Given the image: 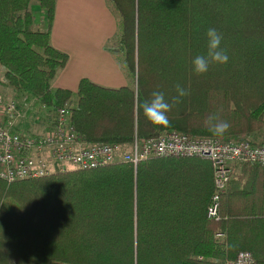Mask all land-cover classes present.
I'll use <instances>...</instances> for the list:
<instances>
[{
    "label": "trees",
    "instance_id": "obj_1",
    "mask_svg": "<svg viewBox=\"0 0 264 264\" xmlns=\"http://www.w3.org/2000/svg\"><path fill=\"white\" fill-rule=\"evenodd\" d=\"M35 1L43 20L31 0H0L1 83L34 96L45 123L64 107L75 136L92 143L170 130L233 140L263 125L264 0H110L118 30L106 48L132 80L115 88L83 76L74 91L50 86L68 53L49 40L56 0ZM209 28L228 61L196 74ZM177 84L188 91L178 103ZM154 91L172 105L166 126L143 113ZM209 116L228 122L223 136L209 131ZM211 164L201 155H150L134 165L0 178V264H225L239 250L264 264V166H238L217 216L207 218Z\"/></svg>",
    "mask_w": 264,
    "mask_h": 264
},
{
    "label": "built area",
    "instance_id": "obj_2",
    "mask_svg": "<svg viewBox=\"0 0 264 264\" xmlns=\"http://www.w3.org/2000/svg\"><path fill=\"white\" fill-rule=\"evenodd\" d=\"M35 100L28 94H22L18 99L5 97L0 92V178L7 181L45 176L65 169L97 168L121 161L134 165L150 155H201L212 163L215 191L206 214L211 218L218 214L219 193L226 188L238 166L246 163L264 166V140L255 141L248 136L229 140L170 130L145 139L134 134L131 142L82 141L75 136L70 115L64 107H58L52 113L51 122L45 123L42 131L29 132L28 128L21 129L18 125L28 118ZM254 262L251 252L239 250L235 258L225 264Z\"/></svg>",
    "mask_w": 264,
    "mask_h": 264
},
{
    "label": "crops",
    "instance_id": "obj_3",
    "mask_svg": "<svg viewBox=\"0 0 264 264\" xmlns=\"http://www.w3.org/2000/svg\"><path fill=\"white\" fill-rule=\"evenodd\" d=\"M62 2L63 6L58 8V0L55 1V16L50 26L49 40L53 47L68 53L65 66L57 70L58 77H63L64 86L72 83L75 85L83 76L95 82L98 78L102 80L107 76L116 84L124 83L126 77L120 71L122 62L113 61L114 52L106 48L109 36L115 33L117 27L116 13H111L108 3L104 0H64ZM40 17H42L41 13ZM61 21L66 31L57 26ZM111 27L112 30H109ZM85 68L94 69L95 73L97 69H100L105 74L92 73V76H89V74L76 73ZM118 75L120 79L116 78ZM7 93L8 96H18L10 89H7Z\"/></svg>",
    "mask_w": 264,
    "mask_h": 264
},
{
    "label": "clouds",
    "instance_id": "obj_4",
    "mask_svg": "<svg viewBox=\"0 0 264 264\" xmlns=\"http://www.w3.org/2000/svg\"><path fill=\"white\" fill-rule=\"evenodd\" d=\"M207 53L206 55L196 56L193 60V67L196 74H203L208 71L210 64H225L228 61L226 52L221 49L220 43L222 36L215 28H209L206 32ZM177 97L173 98L174 102H179V98L188 95V91L176 85ZM172 105L165 100L163 92L154 91L151 99L146 100L142 105L143 113L147 120L154 125L166 126L170 123L167 113L171 110ZM206 123L209 131L215 136H223L229 129L228 122L219 120L215 116H209Z\"/></svg>",
    "mask_w": 264,
    "mask_h": 264
},
{
    "label": "rangeland",
    "instance_id": "obj_5",
    "mask_svg": "<svg viewBox=\"0 0 264 264\" xmlns=\"http://www.w3.org/2000/svg\"><path fill=\"white\" fill-rule=\"evenodd\" d=\"M62 1H64V0H62ZM62 1L61 0H58V5H59L58 8H60L61 6H63V2ZM80 1H82V0H80ZM104 1H106L108 3L107 5H108V8L110 9L111 13H114V9H113V5H112L111 1L110 0H104ZM30 4L32 5V8L31 9L33 10L35 16L36 17L38 16V18L40 20H43L40 17V13H41L40 10L41 9H39L40 7L36 3V1L35 0H31ZM117 17L115 18L116 20H117ZM41 23H42V21H40V26L39 27H41ZM57 26L60 27V28H62L63 31H66L65 30L66 28L62 24V21L59 22L57 24ZM109 30H112V27ZM113 30H114V28H113ZM117 30H118V25L116 27V30L114 31L115 33L113 35L109 36V40L106 43V46H111V44L115 42V34H116V31ZM118 59L119 58L115 57V55H114L113 61L120 62ZM3 71H4V69L0 65V92H2V94L6 97V96H8L7 89H10V90H13V91H14V89H12L11 87L8 88L7 86H6V89L2 87L1 80H2V72ZM120 71H121V74L122 75H125V77H126L125 82L122 83V84H129L130 83V80H132V78H131V76H129L128 74H126V71L123 69V65L120 67ZM76 73H79V74H89V76L90 75L92 76V73L94 75H96V73L97 74L101 73V75H104L105 74V72L101 71L100 69H97L96 70V73H95L94 72V69L93 70H89V68L81 69L80 72H76ZM69 75H70V77H72L71 73ZM58 76H59V73L56 72V74L54 75V78L51 79V81L49 82L50 83V86H52L53 88H55L56 86H60V87H64V88H67V89L69 88V89H71L73 91L75 90V85L76 84L73 85V83H72L71 85L64 86V84L62 83L63 82L62 81V78L63 77L62 76L61 77H58ZM116 78L117 79L118 78L120 79V75H118ZM99 82H102L103 84L102 83H99ZM97 83L101 84L104 87H106V86H112V87H115V88H117L119 85H122L120 83L116 84L113 81H110V79L107 76L103 77L102 80L98 78ZM14 92H17V91H14ZM28 97L30 98V96H28ZM16 98L19 99L20 98V95L17 96ZM37 104H38V102L35 100V105H33L34 107L32 106V110L30 111V113L28 115V118H24V120L20 121V124L18 125L19 128H21V129L28 128V131L29 132H33V130H41V131L43 130L42 127L45 125V118H46L47 115H46V113L45 114L44 113L42 114V112H44V111H42L43 110L42 109V106L41 105L37 106ZM39 111H40L41 114L39 113ZM47 113H49V112H47ZM263 121H264V119H263ZM39 123H41L42 126L39 125ZM256 132L257 133L255 135H249V134H247V135H245V136H243L241 138H245V137L248 136V138H251V139L253 138V140H255V141L264 140V123H263V125L260 126V128ZM11 206H13L12 208H15L16 204H14V202H13V205L11 203Z\"/></svg>",
    "mask_w": 264,
    "mask_h": 264
}]
</instances>
